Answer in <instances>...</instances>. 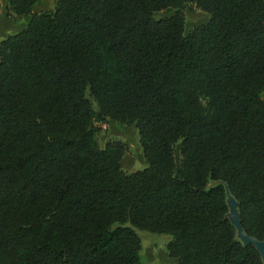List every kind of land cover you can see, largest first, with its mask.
Here are the masks:
<instances>
[{
	"label": "trees",
	"instance_id": "obj_1",
	"mask_svg": "<svg viewBox=\"0 0 264 264\" xmlns=\"http://www.w3.org/2000/svg\"><path fill=\"white\" fill-rule=\"evenodd\" d=\"M41 1L5 0L25 26L0 41V264H146L134 229L174 264H262L226 191L264 242V0Z\"/></svg>",
	"mask_w": 264,
	"mask_h": 264
},
{
	"label": "rangeland",
	"instance_id": "obj_2",
	"mask_svg": "<svg viewBox=\"0 0 264 264\" xmlns=\"http://www.w3.org/2000/svg\"><path fill=\"white\" fill-rule=\"evenodd\" d=\"M57 0H42L33 9L34 13H50L55 10ZM164 12L154 14L155 18L165 17ZM186 28L190 29L197 25H203L208 21V16L199 10L185 12ZM25 26L24 18H18L16 21H11L7 18V8L5 0H0V41L7 36L17 33ZM93 107L96 109L94 102ZM98 129L97 142L100 147H103L109 141H120L126 144L127 152L121 160V169L126 173H132L141 170L145 167L142 157V150L139 143L138 132L134 126H116L110 123H95ZM178 152L176 153V162L178 163ZM226 203L228 207L227 217L235 226L237 224L238 210L236 203L227 192ZM236 238L240 242H244L243 236L235 226ZM141 241V249L139 252L140 261L142 263L155 264H174L168 258L166 245L171 240L170 236L149 233L143 230L134 229Z\"/></svg>",
	"mask_w": 264,
	"mask_h": 264
},
{
	"label": "water",
	"instance_id": "obj_3",
	"mask_svg": "<svg viewBox=\"0 0 264 264\" xmlns=\"http://www.w3.org/2000/svg\"><path fill=\"white\" fill-rule=\"evenodd\" d=\"M227 194V191H226ZM233 199V198H232ZM234 200V199H233ZM235 202V200H234ZM236 203V202H235ZM237 206V204H236ZM230 221V220H229ZM231 222V221H230ZM232 224V222H231ZM233 225V224H232ZM234 226V225H233ZM236 228L238 229V231L240 232L241 236H243L244 238V242L243 244H251L259 253L261 260H262V264H264V242H259L256 239L252 238V237H248L244 234L243 230L240 227V223H239V217L237 215V224L235 225ZM234 226V227H235Z\"/></svg>",
	"mask_w": 264,
	"mask_h": 264
}]
</instances>
